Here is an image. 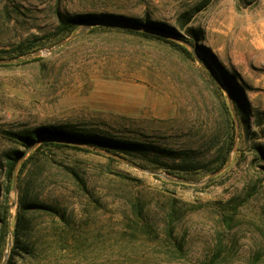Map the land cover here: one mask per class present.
I'll return each instance as SVG.
<instances>
[{
  "label": "rangeland",
  "instance_id": "obj_1",
  "mask_svg": "<svg viewBox=\"0 0 264 264\" xmlns=\"http://www.w3.org/2000/svg\"><path fill=\"white\" fill-rule=\"evenodd\" d=\"M40 127L150 150L120 153L139 169ZM19 182L55 208L23 213L26 256ZM0 185V264H264V0H0Z\"/></svg>",
  "mask_w": 264,
  "mask_h": 264
},
{
  "label": "trees",
  "instance_id": "obj_2",
  "mask_svg": "<svg viewBox=\"0 0 264 264\" xmlns=\"http://www.w3.org/2000/svg\"><path fill=\"white\" fill-rule=\"evenodd\" d=\"M129 23H131V25L139 27L140 29L132 28L129 26H124L123 29H125V31L133 32V33L142 35L147 38L158 39V40L171 43L175 46L180 47L187 53H189L187 48H185L180 43L175 42L172 38H170V37H175L177 39L188 41L187 38L182 36L174 28L167 27V26H161L156 22L142 23L138 20H131ZM35 134L37 135L50 134L51 136L55 138L64 139V140H68L70 142H76L79 144L89 145L97 149L98 147H104L107 152L114 153L118 156H120V153L131 154L134 152L136 153V152H141V151L144 152V151L150 150V148L145 143H141L137 141L121 140V139L104 137V136L97 137V136H90V135H84V134L80 135L75 132H67L65 130H61L58 128L40 127L35 130ZM19 137L24 141V145L28 147L31 146L32 143L36 141L34 134L20 135ZM51 143L54 145H59V146H72V145L63 144V143H55V142H51ZM78 146L79 145L73 146V147H78ZM233 146H234V138L232 136L229 143L227 144L225 152H224V146H222L220 150L221 155L219 156L217 160V164L214 167V169H219L223 167V165L226 164L228 157H229V152L233 148ZM95 151L98 153L100 152V150H95ZM20 154L21 153L19 151H15L13 152L12 155H10V158H12L14 161H17ZM107 156H109L112 159L114 158L116 159V157L114 156H111V155H107ZM198 168L199 167L197 166H193L192 168H188V169L197 170ZM14 169H15V163L12 162V164H10V170L8 172V175L10 176V180H9L10 188H11V183H12L11 177H13ZM10 188L0 185V195L3 194V191H5L4 192L5 194H7ZM18 188L20 190L21 195H20V202H19V207L17 211V223L15 225L13 235H14V243L16 246L15 248L20 250L22 253H24L23 255L26 256V254L28 253V249L22 246V236H21L22 224L25 222V219H26L23 213L27 212L28 209L33 208V207L39 208V209H48L51 211H55V208L51 206H44L38 202L31 200L29 193H27L26 190L23 189L21 182H19ZM8 213H9V206L6 205L4 207L3 213H1L0 211V225L2 226V231L4 232V235H8L10 232L8 222L4 218L6 215H8Z\"/></svg>",
  "mask_w": 264,
  "mask_h": 264
},
{
  "label": "water",
  "instance_id": "obj_3",
  "mask_svg": "<svg viewBox=\"0 0 264 264\" xmlns=\"http://www.w3.org/2000/svg\"><path fill=\"white\" fill-rule=\"evenodd\" d=\"M120 24L123 25V26H129V27H132V28L140 29V28L137 27V26H134V25H131V24H128V23H125V22H122V23H120ZM81 34H82V32H79V33H77V34H74L70 39L64 40L63 42H61L60 44H58V45L55 47V49L59 48V47L62 46V45L67 44L70 40H72V39H74V38L80 36ZM53 50H54V49H53ZM55 139H56L57 141H59V142L73 143V144H78V145H82V146H85V147H89V148H92V149H94V150H99V149L94 148V147H91V146H89V145L79 144V143H76V142H70V141H68V140L59 139V138H55ZM103 152H105V153L108 154V155H111V156H114V157L120 158L121 160H123L124 162H126L127 164H129V165H131V166H133V167H135V168L143 169V168L140 167L139 165L134 164V163H132V162H129V161L125 160L123 157H120V156H118V155H116V154H114V153L107 152V151H103ZM13 187H14V189H17V175H14Z\"/></svg>",
  "mask_w": 264,
  "mask_h": 264
}]
</instances>
